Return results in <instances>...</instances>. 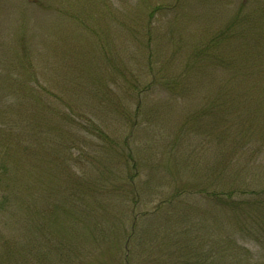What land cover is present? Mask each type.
<instances>
[{"label": "rangeland", "instance_id": "obj_1", "mask_svg": "<svg viewBox=\"0 0 264 264\" xmlns=\"http://www.w3.org/2000/svg\"><path fill=\"white\" fill-rule=\"evenodd\" d=\"M260 190L264 0H0V264H264Z\"/></svg>", "mask_w": 264, "mask_h": 264}, {"label": "trees", "instance_id": "obj_2", "mask_svg": "<svg viewBox=\"0 0 264 264\" xmlns=\"http://www.w3.org/2000/svg\"><path fill=\"white\" fill-rule=\"evenodd\" d=\"M124 145L126 146V144H124ZM246 191L252 192V191H255V189L230 188L228 190H224L222 195L216 194V193L215 194H211V195L216 199V201L219 204L223 205L225 208L228 207V208L234 209L233 207H237L240 204L248 203V200L246 198H238V197H236V196H239L236 193L240 194V193H245ZM258 192H261L262 194H264V190H260ZM36 216L38 218H40V219H44V209H43V211L40 212V214H37Z\"/></svg>", "mask_w": 264, "mask_h": 264}]
</instances>
